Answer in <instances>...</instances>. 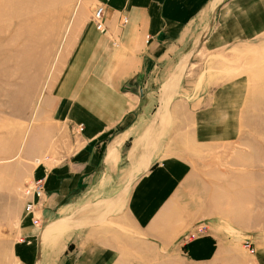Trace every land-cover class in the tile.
<instances>
[{
	"label": "crops",
	"instance_id": "crops-1",
	"mask_svg": "<svg viewBox=\"0 0 264 264\" xmlns=\"http://www.w3.org/2000/svg\"><path fill=\"white\" fill-rule=\"evenodd\" d=\"M99 1L104 30L92 15L76 17L69 59L41 108L53 122L24 151L43 195L30 213L22 196L2 241L14 264H115L133 236L152 249L178 243L202 216L189 199L191 152L244 132L249 81L208 72V57L264 46V0ZM182 245L203 262L218 239Z\"/></svg>",
	"mask_w": 264,
	"mask_h": 264
},
{
	"label": "rangeland",
	"instance_id": "rangeland-1",
	"mask_svg": "<svg viewBox=\"0 0 264 264\" xmlns=\"http://www.w3.org/2000/svg\"><path fill=\"white\" fill-rule=\"evenodd\" d=\"M97 5L107 10L99 0H0V264H14L2 241L15 230L29 181V136L42 140L43 126L53 122L41 111L45 95L69 59L76 17L88 18ZM226 54L209 56L215 65L207 71L247 77L244 132L190 154L197 182L189 199L205 225L198 236H216L215 255L195 262L180 241L152 249L133 236L131 244H120L115 264H264V46H245L233 59ZM183 134L159 132L168 141Z\"/></svg>",
	"mask_w": 264,
	"mask_h": 264
},
{
	"label": "built area",
	"instance_id": "built-area-1",
	"mask_svg": "<svg viewBox=\"0 0 264 264\" xmlns=\"http://www.w3.org/2000/svg\"><path fill=\"white\" fill-rule=\"evenodd\" d=\"M104 15H105V8L102 5H97L92 13V19L95 22L96 28L100 31L104 30ZM43 195V182L42 179H32L26 182L22 188V196L25 199L24 209L26 212L30 213L36 210V203L34 202V198L40 199ZM32 223L37 226H41V220L37 216L32 218ZM204 222H199L193 228L188 230V232L182 234L178 241L181 244H184L191 239L198 236V233L202 231L204 228ZM248 248L251 246L250 241H245Z\"/></svg>",
	"mask_w": 264,
	"mask_h": 264
},
{
	"label": "bare ground",
	"instance_id": "bare-ground-1",
	"mask_svg": "<svg viewBox=\"0 0 264 264\" xmlns=\"http://www.w3.org/2000/svg\"><path fill=\"white\" fill-rule=\"evenodd\" d=\"M12 3V5L15 3L14 1H10Z\"/></svg>",
	"mask_w": 264,
	"mask_h": 264
}]
</instances>
